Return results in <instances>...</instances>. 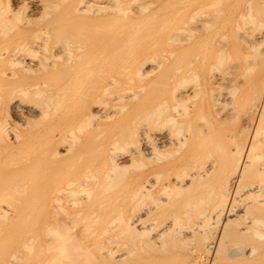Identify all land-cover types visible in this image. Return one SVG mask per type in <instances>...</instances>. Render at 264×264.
<instances>
[{
  "label": "bare ground",
  "instance_id": "bare-ground-1",
  "mask_svg": "<svg viewBox=\"0 0 264 264\" xmlns=\"http://www.w3.org/2000/svg\"><path fill=\"white\" fill-rule=\"evenodd\" d=\"M20 1L31 7L28 14L23 13L25 17L9 0H0V105L5 98L13 110L33 111L31 116L40 123L46 116L55 115L48 114L53 102L56 105L53 103L52 108L61 105L58 101L66 104L74 96L70 100L73 102L76 92L87 81V86L91 84L89 75L96 70L98 61L100 67L126 65L123 71L121 67L113 69L117 76L107 78V86L114 85L115 89L118 83L136 81L123 98L118 95L119 101H126V105L144 91L151 94L143 95L145 100L151 101L139 112L142 116L138 113L143 126L125 123L124 130L125 125L119 128V135L114 134L115 139L112 136L113 143L110 141L108 146L97 142L98 138L88 142L92 138L88 134L85 136L89 139H81L80 132L90 133L92 126H79L81 122L71 126L69 121L82 118L84 112L80 111H85L84 107L77 110L79 118L70 117L69 126L57 122L62 126L46 128L40 136H32L33 140L26 134L29 126L21 124L19 129L11 121L14 119H10L9 126L12 135L4 139L2 133L8 129L0 124V143L9 148L7 151L3 145L5 150L0 152L7 151L2 153L5 159H0V264H199L182 259L179 249L194 239L197 231L181 230L183 224L202 215L201 211L206 220L218 222V238H206L209 242L201 247L211 255L204 264H264V0H157L153 1L157 2L155 7L151 6L152 0ZM105 11L99 30L96 19ZM86 15L92 16L91 20L96 18L93 21L98 31L93 30V25H85L87 21L93 24L89 17L85 19ZM100 67L97 65V70ZM29 72L37 73L38 80L27 76ZM153 73L157 74L153 83H140ZM106 85H100V89L106 91ZM215 86L224 88L221 95L218 93L220 97L212 98H220L223 103L215 108L218 118L214 122L203 113ZM105 102L99 99L88 108L99 113L94 117L98 122L124 110L120 107L123 103L114 102L109 110ZM19 117L24 124L32 120L25 114ZM229 119H238L231 130L226 125L231 123ZM63 138L68 140L64 142ZM127 140H132L129 146H117ZM74 144L81 146L83 153L76 151ZM85 145L89 146L83 149ZM116 148L121 150L115 156L119 162L110 155ZM71 156L80 160L69 166ZM126 165L141 169L137 188L132 190L130 185V191L125 182H118L121 172L117 169H126ZM58 186L60 190L64 188L67 198L60 194L68 201L70 198L73 209V213L69 212L72 217L65 214L66 223L73 226L75 221L77 226L84 222L79 238L72 227L74 233L59 229L56 222L61 220L55 214L51 216L54 207L52 211L47 208L49 201L56 205L51 198ZM120 191L124 194L118 201ZM56 196L57 192L55 198L62 200ZM168 204L177 206L173 205L176 211L186 208L184 216L170 211L176 213V218L187 216L185 223L179 221V230L186 232L183 237L173 231L178 221L171 222L172 215L171 221L159 223L161 227L152 222ZM83 206L86 210H82ZM194 212L199 214L192 215V219ZM78 220L82 221L76 224ZM200 220L193 224L207 227ZM64 224L61 227L68 228ZM152 224L154 230L157 226L155 231L151 230ZM173 232L183 243L175 242L177 239L172 242ZM199 234L196 241L202 242L205 237L199 238ZM185 245L191 246L188 242Z\"/></svg>",
  "mask_w": 264,
  "mask_h": 264
},
{
  "label": "rangeland",
  "instance_id": "rangeland-1",
  "mask_svg": "<svg viewBox=\"0 0 264 264\" xmlns=\"http://www.w3.org/2000/svg\"><path fill=\"white\" fill-rule=\"evenodd\" d=\"M3 1H6V0H3ZM12 1V2H11ZM153 1H157V0H152V2ZM151 2V3H152ZM9 3L12 5V4H14V5H12L14 8H18V11L20 10L21 12H19L20 13V15L22 14L23 15V13L25 14V12H26V14H28L30 11V9H31V7H30V4L29 3H27V2H23V1H18V0H9ZM22 4H24V5H22ZM156 5H157V2L155 3ZM154 4V2H153V5H151V6H156ZM18 6V7H17ZM19 8H21V9H19ZM92 11V10H91ZM91 11H90V13H91ZM109 11H111V10H107V12H109ZM106 11L105 12H101V13H99V19H96L95 17H93L92 18V20L90 19L92 16V13H91V17H89V16H87V18H86V16H85V19H88V17H89V19H90V21H92L93 22V24H91V22L89 23L88 21L85 23V25L86 26H89L88 28H90V27H92V25L94 26V22L95 21H93V19L95 18L96 19V25H97V27L98 26H100V28H101V22H100V20L102 21V14H105V13H107ZM21 15V16H22ZM93 15H94V13H93ZM23 17H25V15H23ZM22 17V18H23ZM20 19H21V17H20ZM88 19V20H89ZM94 19V20H95ZM98 20V21H97ZM98 22H100V25L98 24ZM97 27H95L94 26V29L93 30H95ZM87 28V27H86ZM100 28L98 27L97 29H99L100 30ZM92 29V28H91ZM96 29V31H98ZM95 62H97V59L96 60H94V62H92V63H95ZM100 64H101V62L99 63V61H98V63H96V67H97V65H99V67H100ZM93 65V64H92ZM116 65V67H118V68H120V70H124V69H126L125 68V66L126 65H117V64H115ZM107 65H105V67H106ZM113 66H114V64H113ZM112 65L110 66V65H108V67H103V66H101L100 68H101V70H100V68H99V70H97V68L95 67V65H93L92 66V69H94L93 67H95V69L96 70H93L94 72H92V74H90L89 76L91 77H89L90 78V80H92L91 81V84H94V85H92L91 87L92 88H90L89 89V87L88 86H90V85H88L87 86V84H88V81H87V83H85L86 84V86L85 85H83L84 87H81L82 89H83V91L84 92H80V91H82V89L80 88L79 89V91H77L76 92V94H78V96L76 97V99H74V101L72 102V101H70V100H72V98H74V96L72 97V98H70V99H68L67 100V102H66V100H65V102H66V104H63L62 102H59L58 101V103H60L61 105V108H60V106H56L59 110H57V108H55V107H53L52 108V105H53V103L56 105V103L55 102H53L50 106H51V108L48 110L49 111V113L48 114H51L52 112H53V114H55V115H48V116H46V118H45V120L43 119V121L42 122H40V123H38V122H36V118L35 117H33V116H31V113L33 114V111H31V110H26L25 112H22L20 109H14L13 110V107L9 104V101H7V99H5L4 98V100H2V104H3V106H1L0 105V124L1 125H3V127H7L5 130H7L8 129V131H5L4 133H2V135H3V137H4V139L6 138V136L5 135H8L7 137H11V135H12V132L11 131H9L10 130V128H9V126H12V122L14 121V123L16 122L18 125L17 126H19V129H21L23 126H29L27 129V132H26V134L27 133H29V134H27L28 135V137L30 138V140H33V137H38V136H40V134H41V132H43V130H45L46 128L48 129L49 127H51L52 128V126H53V128H55V127H57V126H69L70 124H71V126H75V125H77V124H79L80 122L82 123H80L79 124V126H85V127H87L88 126V128H91V126H92V130H90V133H89V130L88 131H86L85 130V134H84V131L83 132H80V136H81V139L83 140H85L86 138L87 139H89L88 137L89 136H92V138L90 139V141H88V142H92V139H94V138H98V140H97V142L100 140V143H102V145L104 146V145H111V143H113V141H111L112 140V136L114 137L115 135L114 134H116L118 131H121V129H119L120 127H122V126H124V127H122L123 128V130H124V128L126 127V124H127V122L129 123V124H133L134 125V127L137 125V126H143V124L141 123L142 121H141V118H139L138 117V115L140 114L141 115V113H139V112H141V110H142V108H146L147 106H150V101H151V99H150V101H149V98H146V100H145V98H144V96L143 95H146V91H144L143 92V94L140 96V97H143L144 99H141L140 97L139 98H136V99H132V100H130V101H128L127 102V104L125 105V103H126V101H119V99H121V98H119L118 97V95L119 96H124L125 95V93H128V89L130 88V86L131 85H133L132 83H136V81L135 80H131L130 82H127V84L124 82V83H118L117 85H116V87H115V89H113V87H114V85L113 86H107L106 84H107V81L110 79V77L112 78L113 76H117V73L114 71V70H116V69H118V68H115V66L113 67ZM109 67H111V68H109ZM108 68V69H107ZM107 69V70H106ZM111 69V70H110ZM114 69V70H113ZM99 71H101L100 73H99ZM104 71L106 72V71H112V72H109V73H106V75H104V74H102V73H104ZM122 71H118L117 70V72L118 73H124V72H122ZM111 73V74H110ZM116 73V74H115ZM32 75V76H31ZM94 75V76H93ZM108 75V76H107ZM119 75V74H118ZM156 75V76H155ZM27 76H31L30 78H32V79H37L38 80V74L36 73H34V72H29V73H27ZM36 76V77H35ZM67 77H69V76H67ZM97 78V81H96V78ZM98 77H99V79H98ZM102 77V78H101ZM104 77V78H103ZM157 77V74H151L150 76H148V77H146V78H144V79H146V80H142V81H140V83L142 82V83H144V84H147L148 82H152L153 83V81L152 80H154L155 78ZM107 78H109V79H107ZM94 79H95V81H94ZM101 80H102V82H101ZM106 80V81H105ZM95 82V83H92V82ZM90 82V81H89ZM104 83V85H106V87H107V93H106V91H103V86L104 85H102V84ZM131 83V84H130ZM152 83H150L151 84V86H152ZM98 84V85H97ZM122 84V85H121ZM149 84V83H148ZM100 85H101V87H103V88H101L100 89ZM117 86H118V88H117ZM151 86H149L148 85V87H149V89H148V91L147 92H149L150 93V91H151ZM86 87H88L87 88V90H86ZM94 87V88H93ZM132 87V86H131ZM111 88V89H110ZM126 88V89H125ZM128 88V89H127ZM133 88V87H132ZM221 88V89H220ZM222 88H224L223 86H215V87H213V89H212V91H211V93L210 94H212V95H210V94H208V97H209V105H207L206 107H205V110H204V113L203 114H205V112H206V114L204 115V116H206V118L208 119V120H210V121H217V118H218V115L216 114V112H215V108H218V107H222L223 105V103L221 102V100H219L220 98H217L216 99V101L214 100L213 101V99H215V97L217 96V97H220V96H218V93L220 92V95H221V92L223 91L222 90ZM97 89V90H96ZM99 89V90H98ZM110 91H109V90ZM218 89H220V90H218ZM96 90V91H95ZM125 90V91H124ZM128 90V91H127ZM86 91L91 95V96H89V97H87L89 94L88 93H86ZM91 91V92H90ZM99 91V92H98ZM118 92L117 94L115 93V92ZM124 91V94L122 93ZM78 92H80V93H78ZM103 92V93H102ZM216 92H217V94H216ZM84 94V95H82V94ZM85 93H86V95H85ZM109 93L111 94L112 93V95H109ZM215 93V94H214ZM80 94V95H79ZM104 94V95H103ZM103 95V96H102ZM80 96H82V97H80ZM99 96V97H98ZM123 96H122V98H123ZM147 97H149V96H151V94L150 95H148V93H147V95H146ZM86 97V98H85ZM93 97H95L94 99H93ZM98 99H97V98ZM113 97H114V99H113ZM211 97V98H210ZM214 97V98H213ZM84 101V103L86 104H84L83 102H82V100ZM85 98V99H84ZM91 98H92V100H91ZM151 98V97H150ZM213 98V99H212ZM100 99V102H102V99H103V102L106 100V102H105V104H104V107L106 108V109H109V110H111V109H113V106H111V104L113 105V103H114V105H116V102H118L119 104H122L123 103V105L122 106H120L121 108L123 107V109L124 110H121L122 112H117L116 114H113L109 119L107 118V119H105V120H101V121H99L98 122V118H94V117H97V115H99V113H96V112H91V106H92V104H94V102H98V100ZM105 99V100H104ZM58 100H62L63 101V99H58ZM77 100V101H76ZM81 101V104H80V101ZM87 100V101H86ZM97 100V101H96ZM142 100H144V101H142ZM5 101V102H4ZM77 103H76V102ZM79 101V102H78ZM89 101H90V103H91V101L93 102L92 104H90L89 103ZM139 101V102H138ZM141 101V102H140ZM4 102V103H3ZM64 102V103H65ZM117 103V104H118ZM130 103V104H129ZM69 104H71L70 106H68ZM72 104H73V106H72ZM77 104V105H76ZM54 105V106H55ZM63 105H64V107H63ZM66 105H67V107H66ZM87 105H89V107H87ZM142 105V106H141ZM144 105H145V107H144ZM214 105H216V106H214ZM217 105H218V107H217ZM6 106H8V107H6ZM11 106V107H10ZM125 106V107H124ZM135 106V107H134ZM65 107H66V110H65ZM76 107V108H75ZM77 107H79L78 109H77ZM81 107V108H80ZM84 107V108H83ZM85 107H87V108H85ZM133 107V108H132ZM57 110V111H55V109ZM68 108H69V110H68ZM71 108H72V112H71ZM82 108L83 109H86L85 111L84 110H82ZM88 108H90V109H88ZM136 108H138V110L136 109ZM148 108H150V107H148ZM147 108V109H148ZM76 111H75V110ZM82 110V111H80V110ZM116 110L118 109V108H115ZM50 110H52V111H50ZM65 110V111H64ZM74 110V111H73ZM77 110H78V112L80 111V113L81 112H84V113H82L81 114V116H82V118H80V119H75V120H77V121H75V120H72L71 118H73L72 117V115L74 116H78V114L80 115V113H77ZM88 110H89V112H88ZM133 112H132V111ZM145 110V109H144ZM117 111H120V109H118ZM16 112V113H15ZM30 114H29V113ZM67 112V113H66ZM77 114H76V113ZM91 112V113H90ZM130 112V113H129ZM65 113V114H64ZM72 113V114H71ZM87 113H89V115L87 114ZM119 113V114H118ZM139 113V114H138ZM21 114H25L26 116H28L29 117V119H32L31 121H32V123H30L31 121H29V123H27V124H24V121L23 120H21L20 119V115ZM29 114V115H28ZM68 114H69V116H68ZM85 116H84V115ZM57 115V116H56ZM59 115V116H58ZM64 115H65V118H64ZM93 117H92V116ZM124 115H126V116H124ZM132 115H137V117L136 116H132ZM51 116H53L52 118H50ZM54 116H56V117H54ZM67 116V117H66ZM76 116V117H77ZM91 116V117H90ZM142 116V115H141ZM213 116V117H212ZM19 117V118H18ZM47 117H49L51 120H49ZM59 117V118H58ZM64 118V119H62V121L60 120L61 118ZM71 117V118H70ZM80 116H78L77 118H79ZM87 117V118H86ZM124 117H126V118H124ZM132 117H134V118H132ZM212 117V118H211ZM56 118V119H55ZM69 118V119H68ZM75 118V117H74ZM73 118V119H74ZM90 118H92V119H90ZM112 118V119H111ZM117 118H119V119H121L120 121H118L119 119H117ZM123 118V119H122ZM137 118H138V120H137ZM10 119H14V120H11L10 121ZM46 119H48V120H46ZM68 119V120H67ZM72 120V121H69V120ZM85 119H87V121L85 120ZM94 119H96V120H94ZM117 121H116V120ZM133 119V120H132ZM212 119V120H211ZM235 119V118H234ZM54 120H58V121H54ZM67 120V121H66ZM80 120V121H79ZM83 120V121H82ZM107 120H109V121H107ZM127 120V121H126ZM131 120V121H130ZM3 121V122H2ZM22 121H23V123H22ZM50 121H52V122H50ZM65 121H66V124H65ZM68 121L70 122V124L68 123ZM89 121V122H88ZM125 121V122H124ZM131 123H130V122ZM137 121V122H136ZM141 121V122H140ZM214 121V122H215ZM228 121H230L231 123L229 124V123H227L226 125H227V128H228V130H231V129H233L235 126H236V124H238V119H236V122H234V120H228ZM57 122H61L62 123V125H61V123H57ZM78 122V123H77ZM87 122V123H86ZM114 122H116V123H114ZM122 122H124V123H122ZM8 123V124H7ZM37 123V124H36ZM55 124V126H54V124ZM68 123V124H67ZM75 123H77V124H75ZM112 124V126H111V124ZM126 123V124H125ZM140 123V124H139ZM10 124V125H9ZM23 126H22V125ZM30 124V125H29ZM84 124V125H83ZM86 124V125H85ZM113 124H115V125H113ZM117 124V125H116ZM120 124H121V126H120ZM129 124H127V126L129 125ZM7 125V126H6ZM110 127H112V128H110ZM235 125V126H234ZM32 126V127H31ZM107 126L109 127L108 129H107ZM118 126V127H117ZM137 126H136V128H137ZM230 127V128H229ZM39 128V129H38ZM100 130H99V129ZM103 130H102V129ZM114 128H115V131H114ZM130 128H132V125L130 126ZM97 129L100 131V132H98L97 131ZM107 129V130H106ZM110 129V130H109ZM102 130V131H101ZM109 130V131H108ZM137 130V129H136ZM36 131H38L37 133H36ZM94 131H96V132H98V133H95ZM105 131V132H104ZM132 131L134 132L135 131V129L134 128H132ZM3 132V131H2ZM7 132H8V134H7ZM32 132V133H31ZM34 132V133H33ZM94 132V133H93ZM136 132V131H135ZM86 134H88L87 136H85ZM118 135H119V133H117ZM94 135H95V137H94ZM33 136V137H32ZM80 136H78V137H80ZM99 136H102L101 138H99ZM2 137V138H3ZM104 137V138H103ZM109 137V138H108ZM117 137V135L114 137V139ZM104 139V141H103V139ZM35 139V138H34ZM64 139V138H63ZM113 139V140H114ZM65 140H68L67 138L66 139H64V142H66ZM76 140V139H75ZM74 140V141H75ZM80 139L78 138L77 139V141H79ZM83 140V141H84ZM95 140V139H94ZM69 141H71V140H69ZM77 141H75L76 143H78ZM87 141V140H86ZM110 141H111V143H110ZM129 141H132V140H127V141H124L125 143H123L122 142V144H124L123 146H122V144L120 145H117V146H119V148L120 147H124L126 144H128L127 146H129V144H130V142ZM60 142V141H59ZM80 143V142H79ZM78 143V144H79ZM100 143H96V144H100ZM104 143V144H103ZM3 145L5 146V144L4 143H0V152L1 151H3V150H1L2 148H3ZM75 145V144H74ZM101 145V144H100ZM89 145H85L84 146V148L83 149H86L87 147H88ZM81 147V146H80ZM79 145H78V148L76 147V145H75V148L77 149L76 151H78V152H81V151H83V150H79ZM91 147V146H90ZM126 147V146H125ZM5 148H6V146H5ZM81 148V149H82ZM4 149V148H3ZM7 149V151H9V148L7 147L6 148ZM125 149V148H124ZM127 149V148H126ZM5 150V149H4ZM7 151H5V153L7 152ZM84 151H86V150H84ZM88 151V150H87ZM113 152V153H112ZM111 152V156L113 155L114 157L115 156H117V153L119 154V152H121V150L119 149V151H118V148H116V152H115V150L114 151H112ZM2 153H4V152H2ZM2 153H0V159H1V157H2V159L1 160H3V159H5V156L6 155H4V154H2ZM81 153H83V152H81ZM75 154H76V152H75ZM75 154H74V156H75ZM76 157H78L79 158V156H77V154H76ZM81 157V156H80ZM70 159H68L67 160V162H68V165L70 166V165H72L74 162H76L77 160L76 159H78V158H73L72 156L71 157H69ZM74 159V160H71V159ZM66 159H63V161L62 162H66L65 161ZM78 160H80V159H78ZM114 161L115 162H119V159H116V157H115V159H114ZM69 163H71V164H69ZM127 166V165H126ZM131 167H129V165L126 167V169H124L123 167L124 166H120L118 169H117V171H119V174H120V172H121V174H120V176H118V178H119V183H120V185H124V184H122V183H124L125 182V186H128L127 188L124 186L123 188H126V190L127 191H130L133 187H135V188H133V189H136L137 188V185H138V183H139V180H140V172H141V169L140 168H138V167H136V169H135V166H133V165H130ZM136 166H139L138 165V163H137V165ZM130 169H129V168ZM77 169V168H76ZM116 169H114V172H115V175H116ZM124 169V170H123ZM79 169H77V171H78ZM126 170V171H125ZM111 171V170H110ZM113 172V171H112ZM111 172V173H112ZM77 173V172H76ZM124 173V174H123ZM127 175H126V174ZM114 174V173H113ZM118 174V175H119ZM112 175V174H111ZM114 175V176H115ZM123 175H125L124 177H122ZM138 175V176H137ZM137 177V178H136ZM112 178V177H111ZM123 178H125V180L123 181V182H121L122 180H123ZM136 179V180H135ZM113 180V179H112ZM121 180V181H120ZM113 181H115V179L113 180ZM133 181H137L136 183L134 182L133 183ZM117 182V183H118ZM126 182H129L128 184L126 183ZM113 183V182H112ZM117 183H115V185L117 184ZM109 184H110V182H109ZM137 184V185H136ZM111 185H113V184H111ZM118 185V184H117ZM131 185V186H130ZM64 187V185L63 184H61L60 185V187ZM119 186V185H118ZM117 186V187H118ZM131 187V189H130V187ZM59 186L57 187V189H59V190H56L55 192H54V194L52 195L53 197L51 198L52 200L51 201H53V200H56V205L54 206V205H52V203L54 204V202H50L49 201V203H48V209H51V211H52V207H54V209L56 208L57 210H55V212H54V209H53V213L51 212V216H53V214H55L56 215V217H58L57 219H59V220H61V221H59V222H56L57 223V225H58V228L60 229L61 228V230L62 229H64V230H67V229H70V232L71 233H74L73 231H75V233L74 234H76V232H77V237L79 238L81 235H80V233L78 234V232H80V230L83 228V225H84V222L82 221V220H78V222L76 221V224L77 223H79V221L81 222V223H79L77 226L75 225V221H73L74 223H72L73 224V226H69V223H71V222H67L66 223V220H68V219H66L65 220V218L67 217V216H65V214L66 215H68L69 216V214L70 213H73L72 212V207L69 205L70 204V198H69V201H68V199L66 200V199H64L65 197L67 198V196H64V194H63V192H62V190H64V188H62V190H60L61 188H60ZM114 187V186H113ZM121 187L122 186H120V189H121ZM119 188V187H118ZM132 189V190H133ZM125 190V189H124ZM61 191V192H60ZM56 192H57V198H60V199H62V200H59V199H56L55 198V194H56ZM59 192V193H58ZM116 192L118 193V191H117V189H116ZM63 194V196H64V198H63V196H61V194ZM58 194H60V195H58ZM119 194V193H118ZM124 194V193H123ZM122 193H121V191H120V195H117V200L118 199H120L119 197L121 196V195H123ZM55 198V199H54ZM121 198H123V196L121 197ZM61 202V206H62V208H63V206H64V208L65 209H59V208H61V206H59L60 204H59V202ZM65 200L67 201V202H65ZM121 200V199H120ZM119 201V200H118ZM69 202V203H68ZM121 202V201H120ZM119 202V203H120ZM62 203H64V204H62ZM58 204V205H57ZM173 205L174 204H172V206H170L169 204H168V207H167V205H166V207H165V209L167 210H165L164 211V209H163V207L159 210L160 211V213L158 214L157 213V216H155L153 219H152V222L153 221H155L156 223L158 222V225H159V223L162 225H164V223L165 222H168V221H171V222H174L175 221V223H177L176 221H178V224H176L175 225V227H174V229H173V231L174 232H176V234L179 236V237H183V234L184 233H186V232H184V231H190V229H197V231H195L194 233H195V235H193V238L194 239H190L189 241L187 240L188 238V236H186V234H185V236H186V240H187V242L189 243V244H191V246L190 245H185V244H183L184 245V248L183 247H181V249H179V255H180V257L182 258V259H184V260H188V262H198L199 264L201 263L202 264V262H203V264L205 263V261L207 262V260L209 259H211V255H210V253H208V252H206V251H204V249L203 248H201V247H204V245L205 244H207V242H209V241H211V240H216L217 238H218V222L217 221H215V220H211L210 218H208L207 220H206V218H205V216H204V214L202 213V211H201V214L202 215H200L199 214V212H194V213H191V216L192 215H197V214H199L198 216H197V218L196 219H193V217H195V216H190L192 219H193V221H191V222H189V223H185L186 221H184L183 222V219L184 218H186L187 216H185L184 218H183V216H184V214H182V212H184V208H185V206H184V208L183 207H180V209L181 210H179V211H176V210H178V209H176L175 210V208L173 207ZM52 206V207H51ZM58 206H59V208H58ZM84 206H86L85 204H84ZM84 206L82 207V208H84ZM175 206V205H174ZM172 207V208H171ZM175 207H177V206H175ZM88 208V207H87ZM169 208V209H168ZM171 209V210H170ZM186 209V208H185ZM67 210H68V212H67ZM82 210H86L85 208L84 209H82ZM176 211V215H178V214H180V216H181V214L183 215L182 217H179V219H177L176 217H173V216H175V214L173 213V212H170V211ZM70 212V213H69ZM168 212H169V216H170V218H169V216L167 215L168 214ZM61 213V214H60ZM69 213V214H68ZM165 213H167V214H165ZM48 215V213H45V216L47 217V215ZM165 214V215H164ZM54 215V216H55ZM63 215V216H62ZM71 215V214H70ZM162 215V216H161ZM171 215H172V217H171ZM64 216H65V218H64ZM168 216V217H167ZM56 217H55V219H56ZM61 217V218H60ZM69 217H72V215L71 216H69ZM157 217V220L155 219ZM160 217V218H159ZM162 217V218H161ZM167 218V219H166ZM172 218V219H171ZM175 218L177 219V220H175ZM57 219H56V221H57ZM117 218H115V220H116ZM155 219V220H154ZM161 219H162V221H161ZM171 219V220H170ZM202 221H201V220ZM209 219H210V221H209ZM65 221V222H63L62 224H64V223H66L67 225H65V226H67L68 228H62L61 226H63L62 224H59L60 222H62V221ZM108 220H110V219H108ZM107 220V224H108V221ZM112 221H114L113 219H111ZM165 220V221H164ZM197 220H200L203 224L204 223H207L206 225H207V227L206 226H204V225H202V226H204L203 228L201 227H198L197 225H196V223H195V225L193 224L195 221L198 223V221ZM70 221H72V219L70 220ZM112 221H110V222H112ZM118 221V220H117ZM117 221H115V222H117ZM182 222V223H185V224H187V226L185 225V224H183V226H185V228H183V226L181 225V223L180 222ZM210 222V223H209ZM156 223H153V224H156ZM180 223V224H179ZM209 223V224H208ZM215 223H217V225L215 224ZM152 224V229L151 230H154V228H153V225ZM199 224V223H198ZM201 224V223H200ZM211 224H212V226H211ZM235 223H233V225H234ZM74 225H75V227H74ZM157 225V224H156ZM177 225H179V226H177ZM194 225V226H193ZM214 225V226H213ZM232 225V226H233ZM60 226V227H59ZM81 226H82V228H81ZM160 226V225H159ZM181 226H182V229H181ZM190 226H192V228L190 227ZM71 227H72V229H73V231L71 230ZM161 227V226H160ZM216 227V229H214V228ZM81 228V229H80ZM156 228H157V226H155V230H156ZM187 228H190V229H188V230H186ZM210 228V229H209ZM212 228V229H211ZM80 229V230H79ZM176 229H177V231H176ZM179 229H181V230H184V231H181V230H179ZM200 229V230H199ZM150 230V231H151ZM154 230V231H155ZM212 230V231H211ZM214 230V231H213ZM82 231V230H81ZM154 231H151V232H154ZM179 231V232H178ZM181 231V232H180ZM203 231V232H202ZM205 231V232H204ZM207 231V232H206ZM69 232V233H70ZM174 232L172 233V235H175L174 234ZM212 232H214V234H212ZM148 233V232H147ZM183 233V234H182ZM196 233L197 234H199L198 236H199V238H202L201 236H204L205 238L204 239H202V242H198V241H196ZM74 234H69V237H71L72 239H76L77 237H76V235H74ZM180 234H182V235H180ZM78 235H80V236H78ZM149 234H146V236H148ZM177 235H175V237L173 236H171L170 235V237L171 238H173V241L172 242H174V239H177V240H175V242H178V240H179V237L177 236ZM213 235V236H212ZM209 238H208V237ZM47 237V236H46ZM45 237V239L46 240H49L50 238H46ZM177 237V238H176ZM191 237V236H190ZM167 238H169V236L167 237ZM206 238L207 239H209V241L208 240H206ZM181 239H183V238H181ZM172 240V239H171ZM192 240H194L193 242H192ZM197 240H199L200 241V239H198V237H197ZM179 241H181V240H179ZM184 241V240H183ZM196 241V242H195ZM182 242V241H181ZM197 242L199 243V244H197ZM183 243V242H182ZM193 243H196V245H194V246H196V247H193ZM203 244V245H202ZM201 245V246H200ZM243 246L244 245H246V243L244 242V244H242ZM241 245V246H242ZM186 246V247H185ZM230 246L231 247H234V246H232L231 244H230ZM190 249H189V248ZM200 247V248H199ZM176 250H178V249H176ZM183 251V252H182ZM207 254V255H206ZM208 263V262H207ZM206 263V264H207Z\"/></svg>",
  "mask_w": 264,
  "mask_h": 264
}]
</instances>
